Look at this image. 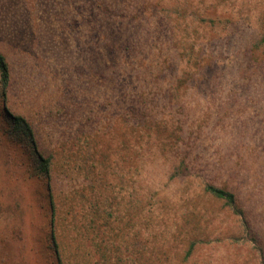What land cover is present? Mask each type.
Listing matches in <instances>:
<instances>
[{"label": "rangeland", "instance_id": "obj_1", "mask_svg": "<svg viewBox=\"0 0 264 264\" xmlns=\"http://www.w3.org/2000/svg\"><path fill=\"white\" fill-rule=\"evenodd\" d=\"M0 52L55 202L0 105V264H264V0H0Z\"/></svg>", "mask_w": 264, "mask_h": 264}, {"label": "trees", "instance_id": "obj_2", "mask_svg": "<svg viewBox=\"0 0 264 264\" xmlns=\"http://www.w3.org/2000/svg\"><path fill=\"white\" fill-rule=\"evenodd\" d=\"M191 75L192 74H190L189 72H185L184 78L180 79L179 83L183 84L184 82L188 81L191 78ZM9 88H10L9 66L5 56L0 52V105H1V113H2L1 116L5 121L4 124L7 127V129L5 130L6 136H8V138L16 137V136L20 137L24 140L26 145L28 144L32 146L33 149L32 154L35 155V161H37L38 163L37 174L39 177L41 178L43 177L47 181L46 186H47V190L49 191L48 199L51 207V223L53 225L55 202L51 194V187H50V179H51L50 173L52 169L51 158L50 157L44 158L37 152L33 129L31 127V124L27 121V119L21 115H14L6 107ZM181 167H184L186 169L184 160L181 161V164L180 166H178L177 171H179ZM204 190L208 194L212 195L214 198L223 200L227 206H230L232 208L234 214L243 215L242 212L236 206L235 196L232 192L214 187L212 185L205 186ZM50 240L53 247L52 251L56 256L58 263L62 264L60 252H59V246L57 244V240L53 231L51 233Z\"/></svg>", "mask_w": 264, "mask_h": 264}]
</instances>
